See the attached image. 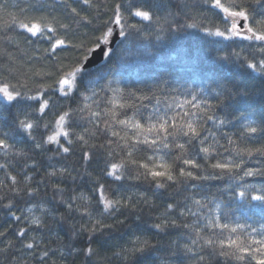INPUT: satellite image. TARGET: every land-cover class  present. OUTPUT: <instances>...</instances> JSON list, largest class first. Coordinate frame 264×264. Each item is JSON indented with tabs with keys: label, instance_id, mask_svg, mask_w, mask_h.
<instances>
[{
	"label": "snow or ice",
	"instance_id": "obj_1",
	"mask_svg": "<svg viewBox=\"0 0 264 264\" xmlns=\"http://www.w3.org/2000/svg\"><path fill=\"white\" fill-rule=\"evenodd\" d=\"M0 264H264V0H0Z\"/></svg>",
	"mask_w": 264,
	"mask_h": 264
},
{
	"label": "trees",
	"instance_id": "obj_2",
	"mask_svg": "<svg viewBox=\"0 0 264 264\" xmlns=\"http://www.w3.org/2000/svg\"><path fill=\"white\" fill-rule=\"evenodd\" d=\"M209 40H211V39H215V38H208ZM153 51L157 54V55H159L161 52H167L168 51V49L167 48H159V49H153ZM149 63L152 65V66H154L156 69H158V70H163V68H164V63L163 62H161L160 60H158V59H156L155 57H153V58H150V61H149ZM131 71H133V72H135L136 71V69L135 68H133V69H131ZM135 77H133V79H134ZM191 83V82H190ZM248 215H251L252 213L249 211L248 213H247Z\"/></svg>",
	"mask_w": 264,
	"mask_h": 264
}]
</instances>
